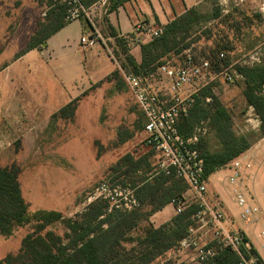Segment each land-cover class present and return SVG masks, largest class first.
<instances>
[{
	"label": "rangeland",
	"instance_id": "rangeland-1",
	"mask_svg": "<svg viewBox=\"0 0 264 264\" xmlns=\"http://www.w3.org/2000/svg\"><path fill=\"white\" fill-rule=\"evenodd\" d=\"M224 8L219 0H212L209 14L202 15L196 11L198 18L187 31L177 35L179 53H170L160 62H181L189 54L196 58L209 57L220 51L218 59L221 57V61H227L226 67L238 71L243 66L240 64L264 41V14L260 9H251L246 3L240 7H227V12ZM65 12V6L57 2L0 0V89L10 90L14 96L16 91L26 88L25 82L20 79L21 72L16 70L20 65L18 57L34 49L43 51L42 45L33 46L45 40L61 18L65 17L67 22ZM151 41L149 38L145 44ZM109 46L119 70V64L124 59L123 49L116 45V41L109 42ZM11 65L15 68L13 76L8 68ZM148 75L161 79L158 69ZM244 89L242 78L233 84L218 81L214 84L213 94L231 116L234 132L256 144L264 135L260 130L259 117L245 100ZM13 96L10 97L13 102L8 105V111L15 117H20L22 113L26 127L10 126L5 132L4 143L0 144V167L19 170L18 182L30 220L22 225L13 224L9 234L0 230V264H22L26 253L24 241L28 236H52L47 237L52 243L69 234L62 221L47 226L38 234L40 223L34 219L36 213L55 211L61 213L64 220H77L87 212L92 204L89 202L91 194L104 180L139 186L146 178L150 182L162 179L154 175L155 151L145 141L143 115L121 71L118 78L92 85L70 102L73 104L72 111L64 115L56 114L48 125L40 124L39 128H29L28 124L34 123L28 119V110ZM206 102L213 103L211 99ZM206 107L204 105L202 110L195 112L196 115L202 114ZM198 126L206 128L205 135L200 139V142L203 141L202 152L218 151L220 145L212 133L209 119ZM127 154L135 159L149 156V173H127L126 168L120 169V161ZM228 174L229 171L224 169L219 179L220 186L209 185V190L223 201L234 224L240 225V209L225 181ZM161 184L157 198L174 185L171 182ZM250 190V195L257 200L253 189ZM157 207L158 203L150 199L141 212L152 215ZM168 211L169 215L162 220L155 213L149 216L148 221L138 225L127 235L133 241L123 243L117 254L136 256V253L132 254V249L138 248L137 239L143 238L150 227L159 228L163 226V221L169 219L168 223H171L177 216L173 206ZM169 260L178 264L173 253L160 255L151 264H166Z\"/></svg>",
	"mask_w": 264,
	"mask_h": 264
},
{
	"label": "trees",
	"instance_id": "trees-1",
	"mask_svg": "<svg viewBox=\"0 0 264 264\" xmlns=\"http://www.w3.org/2000/svg\"><path fill=\"white\" fill-rule=\"evenodd\" d=\"M95 1V0H91ZM97 1V0H96ZM85 5L89 4L85 2ZM66 8V7H65ZM66 14V12H65ZM198 18L196 10L191 9L185 15L177 18L163 29V34L153 39L147 44L140 46L142 53V62L138 64L130 54L129 40L116 37V45L123 49L124 59L117 69L106 80L118 78L120 71L132 72L135 74L148 75L151 71L158 69L160 62L168 54L179 53L177 35L188 30V27ZM68 23L65 17L61 18L57 27L48 35V37L33 46H43L46 40L62 29ZM31 48V49H33ZM220 52V51H219ZM206 57L216 65V67L227 66V61L220 62L218 53ZM24 55V54H23ZM20 55L18 58H20ZM150 71L148 72V70ZM239 72L244 77L245 89L243 95L248 105L251 106L260 120V130L264 135V61L254 67L239 68ZM214 84L203 88L196 96L195 102L188 110L186 115H182L179 121V129L183 136L189 137L194 134L197 125L203 120L209 119L211 130L218 140L220 149L216 152L208 150L202 152L205 161V177L209 179L214 173L224 169L234 159L238 158L251 147L245 136H238L233 129V122L227 110L219 104L213 94ZM207 99L212 100L208 104ZM206 109L200 115L197 111ZM73 109V104L64 107L59 115H64L67 111ZM196 112V113H195ZM143 115V114H142ZM199 127V126H198ZM154 151V150H153ZM126 168L127 173H139L144 171L149 173L151 163L149 156H143L135 159L131 154H127L120 161V169ZM19 170L16 168L0 167V230L4 234H9L13 224L22 225L30 220L28 216V207L22 197L20 185L18 182ZM162 179H156L150 182L148 178L144 179L139 186H132L130 183H122L108 179L113 185L122 184L135 190L136 197L141 203V207L132 212H123L114 210L108 212L109 204L106 201H96L89 205L87 212L79 216V219L64 220L61 213L55 211H40L34 215V219L40 224L37 228L40 234L45 228L57 222H64L69 234L60 237L58 241L52 243L48 240L52 236H28L24 241L25 258L22 264H151L160 255L173 253L179 247V243L188 234L189 227L193 224L191 217L197 210L196 206L185 210L182 214L175 216L171 223H167L159 228L150 227L143 238L137 239L138 248L132 249V254L136 256L125 257L117 254V249L129 240L128 234L133 231L142 222L149 220V216L158 213L167 207L174 199L182 196L187 190V185L180 179H170L160 176ZM107 181V180H104ZM174 183L170 190L163 191L157 198L161 189V183ZM134 184V182H132ZM184 184V188L183 185ZM185 190V191H184ZM184 192V193H183ZM154 199L158 207L152 215L142 213L144 204ZM48 237V238H47ZM67 241L66 243H64ZM238 256L228 251L222 252L216 258L203 264H239ZM166 264H175L167 262Z\"/></svg>",
	"mask_w": 264,
	"mask_h": 264
},
{
	"label": "built area",
	"instance_id": "built-area-1",
	"mask_svg": "<svg viewBox=\"0 0 264 264\" xmlns=\"http://www.w3.org/2000/svg\"><path fill=\"white\" fill-rule=\"evenodd\" d=\"M45 1L65 6L67 23L87 19L92 32L84 35L81 42L92 46L101 39L96 19L106 12L113 0H98L90 7L83 0ZM163 31V28L154 30L146 23H138L135 27L138 43L158 38ZM218 60L223 62L221 57ZM263 61L264 41L240 65H243L241 68L254 67ZM121 72L145 119V141L156 156L154 175L180 179L187 185L182 197L170 203L176 215L189 207H197L191 217L193 224L173 252V258L178 264H203L228 251L238 256L239 264H264V206L250 195L245 182L247 172L253 168L255 154H242L224 168L229 171L225 181L230 194L240 209V225H237L228 215L223 201L209 190L205 161L198 147L206 128L197 127L189 137L183 136L179 129L180 117L187 114L195 96L218 81L233 84L239 78L244 79L239 69L218 68L206 57L196 58L189 54L184 61L162 64L158 68L161 77L158 80L154 75ZM100 200L109 204V213L114 210L132 212L141 207L134 189L113 185L108 180L101 182L89 198L92 203Z\"/></svg>",
	"mask_w": 264,
	"mask_h": 264
},
{
	"label": "crops",
	"instance_id": "crops-1",
	"mask_svg": "<svg viewBox=\"0 0 264 264\" xmlns=\"http://www.w3.org/2000/svg\"><path fill=\"white\" fill-rule=\"evenodd\" d=\"M212 0H113L106 12L96 19L97 30L101 35L94 45L82 44L81 38L89 36L92 28L87 19L74 21L65 25L62 29L51 35L43 44V51L34 49L21 56L17 72L24 83L25 89L16 91L14 96L10 90L0 89V144L4 143L5 132L10 126L25 128V119L8 111V105L13 102L11 96L17 97L25 106L28 119L34 124H28L29 128H39L40 124L48 125L53 117L75 98L88 90L92 85L106 80L118 69V63L114 60L109 42L118 38L129 40L130 54L138 64L142 62L140 46L135 34L138 23H146L154 30L164 28L177 18L194 9L202 15L210 13ZM227 7L235 5L240 7L246 3L251 9H260L264 14V0H219ZM90 7L98 0H85ZM234 3V4H233ZM228 5V6H227ZM229 9V8H228ZM99 12V11H98ZM264 17V15H263ZM10 74L15 72L14 66H9ZM31 87H36L32 89ZM8 113V115H7ZM144 118V117H143ZM19 123V124H17ZM20 123L22 125L20 126ZM145 124V119H144ZM259 125V124H258ZM250 143V142H249ZM246 153L255 154L253 168L247 172L246 185L255 192L257 202L264 206V136L256 144H251ZM214 173L209 178V185L219 184L221 172ZM214 179L211 182V179ZM250 190V191H251ZM169 204L157 214L160 219L169 215ZM171 211V210H170ZM156 214V215H157ZM169 219L161 225L168 223Z\"/></svg>",
	"mask_w": 264,
	"mask_h": 264
}]
</instances>
